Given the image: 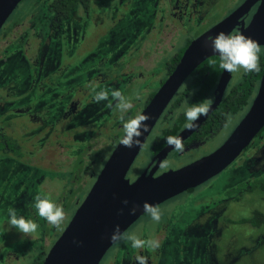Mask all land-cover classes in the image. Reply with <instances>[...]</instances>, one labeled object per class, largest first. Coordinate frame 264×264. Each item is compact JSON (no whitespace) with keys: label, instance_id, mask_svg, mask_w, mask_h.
Wrapping results in <instances>:
<instances>
[{"label":"flooded vegetation","instance_id":"obj_1","mask_svg":"<svg viewBox=\"0 0 264 264\" xmlns=\"http://www.w3.org/2000/svg\"><path fill=\"white\" fill-rule=\"evenodd\" d=\"M22 2H25V8L18 18L10 20L11 13L0 28V65H5L12 57H18L19 62L31 69L34 79L32 84L22 81L21 89H13V80L9 78L4 82L0 80V162H8L3 163L0 170V217L8 220V210L14 208L18 216L22 215L26 220L36 222L37 216L30 206L34 205L36 193L30 195L28 191L22 190L19 195L12 197L9 205L10 198L4 195L2 189V186L10 185L6 182L10 179L4 170L8 168L12 171L15 165L27 164L39 171L32 186L40 190V195L44 188L50 201L62 206L65 211L63 230L124 135L120 119L122 114L115 108V102L112 101L111 107L109 101L97 104L93 99V89L104 84L110 90H120L133 103L132 109L124 114L125 119L134 117L149 105L193 42L207 36L216 25L237 11L238 15L228 34L239 33L247 27L259 5L258 1L245 6L246 0H115L116 9L119 10L116 16L109 13L102 18L105 13L111 12L107 0H21L19 4ZM221 3L223 8L219 9ZM122 11H126L124 14H132L138 20L144 11L147 14L150 12L152 19L155 18L156 21L150 23L148 20L144 29L137 32L135 37L138 36L136 41L139 46L132 45L124 50L118 47L112 51L111 41L115 42L114 37H110L108 43H103L100 36L112 30L114 22L124 16ZM95 13L98 15H94ZM80 22L85 25L81 33L78 32ZM89 23H92V30L87 26ZM123 32L119 37L121 42L128 36L126 30ZM92 38L90 45L88 42ZM63 45L66 46L65 52L82 46L99 61L96 71L77 86L70 77L65 80L73 87H64L62 83L65 81H62L64 76L69 75V70L71 72L73 69V66L68 69L70 59L64 61L55 56V50ZM260 48L259 73L245 74L241 70L223 76L218 55L205 58L191 69L165 105L131 163L126 173L130 183L144 172L145 175L152 172V177H157L169 170L184 167L209 155L228 138L246 115L258 91L263 71V47ZM61 74L63 75L60 77ZM1 77L0 72V79ZM222 78L224 81H221ZM31 88L34 94L29 99H24L26 103L20 99L14 103V100L8 99L29 95L27 91ZM137 95L139 99L136 98ZM206 100H211V110L207 116H201L199 126L182 139L184 150L177 152L172 148L160 160L159 153L168 145L166 138L178 136L185 129L186 108ZM95 108H98L96 113L93 112ZM226 114L231 116L230 122L227 121ZM229 124L232 127L226 132L224 139L218 145H212L215 136ZM29 128L33 129V133ZM44 129H49L51 135H44ZM262 130L264 127L254 137L258 138L256 145L248 153L242 154L248 145L237 156V166H245L247 176L239 184L227 189L222 200L211 201V207L201 213L199 219L194 220L187 235L199 236L209 231L212 240H216L221 237L222 223L249 225L257 229L264 225V212L260 206L248 213L244 210L235 213L229 207L234 203H248L250 206L257 203V200H264L261 195L264 194V189L253 186L256 180L264 178ZM72 132L79 133V140H73ZM109 142L113 144L112 149ZM78 143L80 144L77 145ZM165 161L168 167L162 168L160 165ZM96 164L98 170L95 173L93 168ZM1 166L2 164L0 168ZM47 171L50 176L44 174ZM58 174L63 175L59 182ZM216 176L158 206L179 196L195 193ZM25 177L16 184V188L24 182ZM145 216L148 215L143 213L124 232L142 222ZM38 219L39 235H17L38 244L32 250L25 249L24 256L10 250L4 234L9 229H3L0 233V264H43L49 249L63 230H57L40 217ZM146 229L147 227L142 230L143 233L139 236L141 239L147 238L144 235ZM150 236L160 241L165 240V224L156 225ZM254 240V244L261 242L264 234L259 233ZM117 243H113L105 252L99 264H106L107 261L109 264H136L137 255L145 256L148 264H153L152 256L145 252L147 248L125 251L124 256L121 254L119 260H115L112 250H116ZM212 252H207L205 264H221ZM227 263L228 261L225 262Z\"/></svg>","mask_w":264,"mask_h":264},{"label":"water","instance_id":"obj_2","mask_svg":"<svg viewBox=\"0 0 264 264\" xmlns=\"http://www.w3.org/2000/svg\"><path fill=\"white\" fill-rule=\"evenodd\" d=\"M20 1L0 0V28ZM258 1L259 5L251 21L239 33L251 37L263 47V71L249 110L228 138L209 155L179 169L169 170L157 177H152V172L148 175L144 172L131 183L126 178L131 163L178 86L199 62L218 55L206 45L208 39L221 31L228 34L238 11L187 48L175 71L140 113L151 116L147 121L148 131L143 132L139 138L141 145L129 149L118 143L70 222L49 249L43 264H99L105 252L113 245L108 237L116 225L124 232L144 213L142 206L145 202L156 206L200 185L226 169L251 143L264 127V0H246L244 3L245 6H251ZM227 73L223 71V76ZM192 130L185 128L177 137L184 139ZM171 149L169 145L162 149L158 155L160 160ZM124 200L128 201L127 206L123 204ZM134 205L137 206L136 213L130 215L129 209ZM74 240L81 243H74Z\"/></svg>","mask_w":264,"mask_h":264},{"label":"rangeland","instance_id":"obj_3","mask_svg":"<svg viewBox=\"0 0 264 264\" xmlns=\"http://www.w3.org/2000/svg\"><path fill=\"white\" fill-rule=\"evenodd\" d=\"M107 3L111 12L105 13L102 18H105L109 13H112V16H116V12L119 11L118 9H116L115 0H107ZM43 4L41 6H44ZM24 8L25 2L18 4L12 12L10 20L18 18ZM221 8H223L222 3L219 4V9ZM39 9L44 8L39 7ZM139 12L142 11L139 10ZM124 13H126V11H122V14ZM94 15L98 14L95 13ZM139 19L140 20L133 17L132 14H124V16L120 20L118 19L114 22L112 30L107 31L104 35L100 36V41H102L103 43H108L110 37H114L115 42L112 43L111 41L112 51H115L118 47L124 50V48L129 49L132 45H135V47L139 46L136 41L138 36L135 37L137 32L141 29H144V27L149 22L154 23L156 21L155 18L154 20L152 19V14L150 12L147 14L145 13V11L144 13H142V16H140ZM148 20L149 22H147ZM84 26L85 25L83 22L79 23V33L83 31ZM87 26L89 27V30L93 29L92 23L87 24ZM124 30L128 32V36H126L124 41L121 42L119 40V37L121 33L124 34ZM92 42L93 38L90 39V43L88 42V44L92 45ZM65 47L66 46L64 45L59 46L55 50V56L63 59L64 61L66 59H70V66H68V69H70L72 66L73 69L71 70V72L69 70V75L66 74L62 81L70 77L73 80L74 84L77 86L79 82L86 81L91 76V74L96 71L99 61L97 58L88 53L86 49H83L82 46H78V48H74L72 51L66 52ZM9 49V51H11V47ZM119 52L121 53L122 50H119ZM109 53L110 52H108V55H110ZM121 61L123 62L124 59ZM0 66V72L2 74L0 80H2L3 82L8 81V78L11 81L13 80V89H21L20 83L22 81L23 83L25 82L27 84H30L34 79V75H32L31 69L21 61L19 62L18 57L16 59L12 57L9 62H7L5 65L2 64ZM62 75L63 74H61L60 77ZM62 83L64 87H73L67 80L63 81ZM1 84L2 82H0V85ZM102 89L110 90L104 84H100L96 86L95 91H100ZM32 90L33 88L27 91L29 95L19 97L13 96L9 97L8 99L14 100V103L16 101H19V99H29L30 96L34 94V91ZM23 103H26V101L24 100ZM97 111L98 108H95L93 112L96 113ZM231 127L232 124H229L222 130V132L218 136H215L212 145H218L224 139V137L226 136V132H228ZM32 128L29 129L33 133ZM74 132H72L71 134L73 140H79V138L77 137L79 133ZM43 133L44 135L47 134V136L51 135L49 129H44ZM260 134L263 135L264 130H262ZM254 139L242 154L248 153L251 148L256 145L258 138H256L255 140ZM79 144L80 143H78L77 145ZM109 145H111L112 149L113 144L109 142ZM194 154L196 155V153ZM238 159L239 157L235 161H233L225 170L214 177L208 184L199 188L195 193L179 196L176 199L169 200L168 202L159 206L163 211V218L160 223L152 221L150 216H145L142 218V222L136 223L127 231L128 233H135L137 236H140V234L143 233L142 230L147 227L144 235L145 237L147 236L146 239H149L152 238V236H150L151 230L155 229L156 225L159 226L165 224L166 237L165 240L160 241L161 246L156 250H151L148 248L145 250V252L152 256L153 264H205L206 255L209 251H213L212 254L215 255V257L220 261L221 264H225V262L227 261V264H264V240L254 244V242H256L254 239L258 237V234H264V225H261L257 229L249 225L222 223L223 226L221 228V237L217 238L219 240H212V236L210 235L209 231H206L208 233L201 234L199 236L186 234V232L189 233V228L194 224L196 219L200 218L201 213L208 210V207H211V201L218 202L222 200L223 197H225V192L227 189L232 188L237 183L239 184L241 179L244 176H247L245 166H237ZM3 163L8 164V162ZM3 163L0 162V165L2 164L0 170L3 167ZM18 165L19 166H13L12 171L8 168L4 170V173H6L8 176L7 178L10 179V181H6L10 183L9 186H2L4 195L7 197L9 196L10 198L9 205H11L12 197L19 195L22 190L28 191L30 195H32L33 193L41 194L40 190L36 186H32L35 178L39 175V171L27 164L20 163ZM97 170L98 166L96 164V166L93 168V171L96 173ZM44 174L47 176L51 175L48 171L44 172ZM24 176H26L24 182L16 188V184L19 183ZM62 176V174H58V182L60 177ZM13 182L14 184L12 185ZM28 182H31V184L29 185ZM261 195L262 197H264V194ZM42 196L48 197L44 188L42 189ZM255 202L257 203H253L250 206L248 205V203L244 205L240 203H234L229 207H232L231 210L235 213H238L242 210L247 211L248 213L254 207L260 206V208L264 212V200H257ZM30 206L37 216L36 223L39 224V216L36 214L34 206L32 204H30ZM247 208L249 209L247 210ZM5 222H8L6 217L3 220L2 217H0V233L4 228L9 229L8 223L6 224ZM39 231L40 228H38L35 234L39 235ZM18 233L20 232H18L16 229L6 230L4 232V234L6 235L5 237L7 238L6 240L10 245V250H13L15 254L17 253V255L19 256H24L25 249L32 250L34 247L36 248L38 246V244L35 242H29L21 238L20 236H17ZM115 249L116 250H112V255L115 256V260H119L118 257L121 254L122 256H124L125 251L132 250L133 248H131L130 242L120 241L116 244ZM17 264L24 263L18 262ZM30 264H32V262H30ZM106 264H109V262L107 261Z\"/></svg>","mask_w":264,"mask_h":264},{"label":"clouds","instance_id":"obj_4","mask_svg":"<svg viewBox=\"0 0 264 264\" xmlns=\"http://www.w3.org/2000/svg\"><path fill=\"white\" fill-rule=\"evenodd\" d=\"M206 45L212 49L214 53L219 56V68L223 71H227L230 74H235L241 70L243 73L248 74L252 72H260L259 53L261 51L258 42L251 37H248L241 33L227 34L223 31L219 32L213 37H210L206 42ZM215 63V61L213 62ZM94 101L99 104L104 101H109V107L112 106V101L115 102V108L122 114L120 119L122 121L124 135L120 139V144L126 148H133L141 145L139 139L143 132L148 131L149 125L147 121L151 119L149 114L137 113L134 117L125 119L127 114L133 107L131 98L126 97L120 90L102 89L95 91L93 89ZM139 99V95L136 97ZM211 110V100L196 103L190 107H187L184 115L187 123L184 127L187 130L197 128L198 121L201 116H207ZM228 122L231 121V116L226 114ZM169 146H172L177 152L184 150V144L182 139L177 136H168L165 141ZM162 168L168 167L167 162H162L160 165ZM34 208L36 214L46 220V222L62 231V225L66 220V214L62 206L50 201L47 196L36 194L34 196ZM123 204L128 205V201L124 200ZM143 211L145 214L151 217L152 221L160 223L163 218V211L156 205H152L148 202L143 204ZM137 206H133L129 209L130 215H135ZM8 225L9 230L15 228L18 232L23 234L24 237H31L37 232L40 227L38 223L31 219H25L24 216L17 215V211L14 208L9 210ZM123 212V209L120 210ZM113 243L124 241L130 242L131 248L133 249H144L148 248L156 250L161 246L158 238L141 239L135 233L121 232L119 225H116L108 237ZM74 243H81L74 240ZM136 264H148V260L143 255H137L135 257Z\"/></svg>","mask_w":264,"mask_h":264},{"label":"trees","instance_id":"obj_5","mask_svg":"<svg viewBox=\"0 0 264 264\" xmlns=\"http://www.w3.org/2000/svg\"><path fill=\"white\" fill-rule=\"evenodd\" d=\"M260 57V55H259ZM253 186L254 187H261L264 189V178L262 179H259V180H256L254 183H253Z\"/></svg>","mask_w":264,"mask_h":264}]
</instances>
